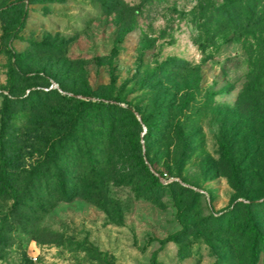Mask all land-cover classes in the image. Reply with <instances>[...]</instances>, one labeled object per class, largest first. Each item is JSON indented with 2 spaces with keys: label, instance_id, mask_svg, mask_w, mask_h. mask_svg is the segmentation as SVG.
I'll use <instances>...</instances> for the list:
<instances>
[{
  "label": "rangeland",
  "instance_id": "obj_1",
  "mask_svg": "<svg viewBox=\"0 0 264 264\" xmlns=\"http://www.w3.org/2000/svg\"><path fill=\"white\" fill-rule=\"evenodd\" d=\"M222 1L0 0V147L79 195L0 183V264H264V79Z\"/></svg>",
  "mask_w": 264,
  "mask_h": 264
},
{
  "label": "trees",
  "instance_id": "obj_2",
  "mask_svg": "<svg viewBox=\"0 0 264 264\" xmlns=\"http://www.w3.org/2000/svg\"><path fill=\"white\" fill-rule=\"evenodd\" d=\"M204 24H210L213 35L220 34L228 37L230 34L229 39L240 40L249 55L254 77L258 80L264 79V0H223L221 4L213 8V11L204 16ZM242 92H247V87ZM88 100L84 99L83 101ZM9 115L10 112L4 100L0 108V126L2 129L6 126ZM6 150L4 144H1L0 183L10 187L15 184L20 176L23 177V187L18 194L12 196V209H19L23 206L30 208L32 213L43 214L52 206L53 201H69L79 196L77 192H72V190L65 187L64 178L58 181L61 190L57 195H49L47 198L38 196L37 193L40 189L38 181L40 175H43L41 170L42 167L48 168V163L40 164L38 162L33 166L15 164L14 160L20 158V154L18 156L11 155L10 157ZM54 154L58 155L56 152ZM91 162L85 168L87 172L83 176L84 180H90L93 173L95 174V171L100 167L98 162ZM100 178L101 176L93 182H97L102 187L104 180ZM95 194L98 197L102 195L100 190ZM96 195H83V197L93 198L97 197ZM51 196H53V199ZM48 198L51 200H47ZM251 225L255 227L253 221H251Z\"/></svg>",
  "mask_w": 264,
  "mask_h": 264
}]
</instances>
